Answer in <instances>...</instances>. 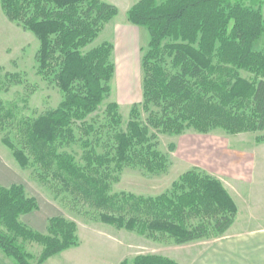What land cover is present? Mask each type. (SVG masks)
Listing matches in <instances>:
<instances>
[{
	"label": "trees",
	"instance_id": "1",
	"mask_svg": "<svg viewBox=\"0 0 264 264\" xmlns=\"http://www.w3.org/2000/svg\"><path fill=\"white\" fill-rule=\"evenodd\" d=\"M262 3L257 8L235 0L135 4L128 21L145 28L150 39L142 50V100L132 105L124 127L116 102L107 106L103 123L92 117L110 97L116 66L112 43L89 47L118 8L104 0H0L6 17L38 39L37 74L62 94L56 109L34 118H18L0 98V129L17 128V142L8 136L4 144L22 168L36 163L67 189L90 198L103 210L98 216L106 225L176 245L224 235L237 206L223 183L205 172L184 173L156 197L112 194L111 184L125 169L166 173L161 135L264 132ZM242 71L253 79L243 78ZM22 82L20 74L6 73L0 92ZM77 131L84 164L64 151L79 141ZM39 210L38 199L23 184L0 185V251L16 264H44L79 244L77 225L62 216L48 219L46 233L21 222ZM28 243L42 247L39 257L27 251ZM122 264L179 263L149 254Z\"/></svg>",
	"mask_w": 264,
	"mask_h": 264
},
{
	"label": "rangeland",
	"instance_id": "2",
	"mask_svg": "<svg viewBox=\"0 0 264 264\" xmlns=\"http://www.w3.org/2000/svg\"><path fill=\"white\" fill-rule=\"evenodd\" d=\"M235 1L243 2L250 7H258L262 3L261 0ZM125 18L122 14L115 19L113 24L106 25L99 37L89 47L93 48L105 42L115 44L113 60L116 74L111 82L112 91L110 97L92 117H95L98 123H103L107 106L116 102L120 106L124 127L129 121L132 105L138 104L142 100L141 58L149 40L148 31L142 29L143 33L139 34L138 51L140 49L143 51L141 50L139 59L135 57V47L131 52L130 41L127 38L122 40L123 48L118 50L117 36L113 27L115 23L125 21ZM39 45L40 43L33 33L25 31L6 17L0 4V86L5 81L6 73H18L23 81L22 84L11 86L9 91H1L0 98L4 100L7 108L13 109L17 113L18 118L37 117L48 110L56 109L62 101V94L56 85L37 74L36 55ZM263 46L264 37L260 43V47ZM124 49L126 50L125 54L123 53ZM132 53L136 64L130 58ZM241 76L245 79H253V75L244 71L241 72ZM76 134L79 140V132L77 131ZM8 136L16 143L17 128L7 126L0 129V161L7 169L4 171L5 173L2 172L4 177L12 180L10 183L23 184L27 194L36 197L41 208H44L45 211L46 205L51 206L52 216H62L77 225L78 246L57 255L55 260L66 256L72 257L74 261L76 258L87 261V256L91 258L95 256V260L89 259V261L117 264L122 260V263L125 260L131 261L139 255L150 254L168 258L167 255L176 245L172 241L167 239L153 241L137 233L106 225L99 220L98 216L99 212L103 210L94 206L90 198L84 197L77 191L67 189L64 183L53 175L52 171H44L42 166H36V163L32 162L33 160L31 161L33 164L22 168L13 152L3 142V139ZM263 136L262 132H258L243 133L238 137L237 135H228L222 130H216L209 134L187 131L180 136L161 135L159 136V148L169 160L168 171L162 175H150L138 169H125L117 176L118 181L112 182L111 193L156 197L170 190L174 182L192 169L215 177L216 173L220 174L231 170L230 163H220L221 156L233 154L232 150L238 149L240 144L244 145L243 149L255 147L256 139H264ZM64 151L72 155L76 162L84 164L82 160L84 149L80 140ZM98 152L102 153V149H98ZM41 216L42 213L37 215L33 213L31 216L21 217V222L38 229L37 225ZM41 250L42 247L37 243H28L27 245V251L35 257H39ZM102 256H104L103 259ZM63 258L61 259L63 262L59 264H69L73 261ZM32 264H36V262L34 261Z\"/></svg>",
	"mask_w": 264,
	"mask_h": 264
},
{
	"label": "crops",
	"instance_id": "3",
	"mask_svg": "<svg viewBox=\"0 0 264 264\" xmlns=\"http://www.w3.org/2000/svg\"><path fill=\"white\" fill-rule=\"evenodd\" d=\"M104 1L118 8V15L108 22L107 26L111 23L113 24L115 19L122 14L126 17L125 21L117 22L113 27L117 36V49L123 48L122 40L127 38L130 41L131 52H133L132 48L135 47V57L139 59V54L142 52V49L138 51L139 34L140 32L143 33L142 29L145 28L131 24L128 21L127 13L140 0ZM261 10L264 16V2L261 4ZM113 45L115 47V44ZM125 52L126 50L124 49L123 53L125 54ZM133 55L132 53L130 58L136 64ZM262 133L264 135V132ZM242 135L239 134L237 136L240 137ZM255 143V147L248 149H243L244 145L240 144L238 149L232 150L233 154L221 156L220 163H230L231 170L214 174L223 183L237 206L238 212L230 229L220 237L207 238L185 245H174L175 247L171 246L173 248L167 255L168 258L179 264H264V139L261 143L257 142L256 139ZM6 170L3 162L0 161V185L10 186L14 182L10 183L12 180L4 177L3 173ZM45 208L46 211L41 208L40 204V210L34 212L36 215L42 213L40 222L37 225L38 229L32 226L33 229L41 233L46 232L48 219L55 217V215H51V206L46 205ZM31 215L33 213L26 216ZM56 257L48 259L44 264H59L63 262L61 260L63 257L60 260L58 258V260H55ZM95 258V256L92 258L87 256V261H82L78 258L74 261L72 257L65 256L63 259L73 260L69 264H105L104 262L89 261V259L95 260ZM101 258L103 259L104 256ZM122 261L117 264H122ZM0 264L16 263L0 251ZM106 264L111 263L106 262Z\"/></svg>",
	"mask_w": 264,
	"mask_h": 264
},
{
	"label": "bare ground",
	"instance_id": "4",
	"mask_svg": "<svg viewBox=\"0 0 264 264\" xmlns=\"http://www.w3.org/2000/svg\"><path fill=\"white\" fill-rule=\"evenodd\" d=\"M126 62V61H125ZM124 63V62H123ZM125 70V69H124ZM127 72V71H126Z\"/></svg>",
	"mask_w": 264,
	"mask_h": 264
}]
</instances>
